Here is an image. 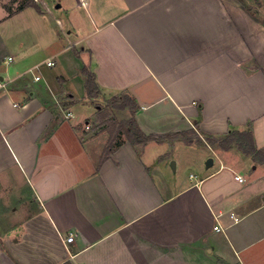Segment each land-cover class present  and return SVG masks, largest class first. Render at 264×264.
Returning <instances> with one entry per match:
<instances>
[{
  "label": "crops",
  "instance_id": "0c3cea01",
  "mask_svg": "<svg viewBox=\"0 0 264 264\" xmlns=\"http://www.w3.org/2000/svg\"><path fill=\"white\" fill-rule=\"evenodd\" d=\"M24 1L0 0V183L29 188L0 264H264V163L208 141L251 129L264 148L259 17L242 0ZM86 65L97 98L128 92L164 139L105 157L83 132ZM181 146L192 169L168 177Z\"/></svg>",
  "mask_w": 264,
  "mask_h": 264
},
{
  "label": "rangeland",
  "instance_id": "374dc122",
  "mask_svg": "<svg viewBox=\"0 0 264 264\" xmlns=\"http://www.w3.org/2000/svg\"><path fill=\"white\" fill-rule=\"evenodd\" d=\"M249 3L254 4L256 9H260L261 13L264 15V0L262 1V6H258L255 1L248 0ZM64 104L66 108H69V104L71 103L70 99H64ZM86 104H79L78 107L86 111L87 119L90 120V124L88 126L83 125V132L87 138L92 136H96L98 138L102 137V141L105 143L104 149L108 146L110 141V129H117L120 127V123H124L128 117L130 109H120L116 107H111V104L108 105L107 101L102 97H95V99H91V101H85ZM90 102V103H89ZM63 104V107H64ZM114 106V105H112ZM83 112V111H82ZM124 127V126H123ZM124 131V130H123ZM103 134V135H102ZM126 134L121 132L118 137V142L125 138ZM141 145V144H139ZM217 146L216 144H214ZM218 147V146H217ZM232 147L237 148L236 143ZM105 151V150H104ZM168 161V160H167ZM175 162V168L172 164ZM193 163V154L190 151L184 150V147L177 148L175 151V157L169 160L166 163V175L168 177L179 178L184 177L185 173L187 175L191 171ZM21 181V180H19ZM14 193H10L8 185L0 183V224L5 222H18L22 215L20 212L25 213V209L23 202L26 203V198L29 195V188L26 185H15L12 187ZM12 196L9 197L8 195ZM29 200H27L28 202ZM16 208V209H15ZM15 209V210H14ZM19 219V220H18ZM2 224V225H4ZM6 225V224H5ZM8 225V224H7ZM6 225V226H7ZM8 225V226H9Z\"/></svg>",
  "mask_w": 264,
  "mask_h": 264
},
{
  "label": "trees",
  "instance_id": "16d2710c",
  "mask_svg": "<svg viewBox=\"0 0 264 264\" xmlns=\"http://www.w3.org/2000/svg\"><path fill=\"white\" fill-rule=\"evenodd\" d=\"M243 3L246 5L247 9L250 10L254 15L259 17L261 20V23L264 25V15L261 13L260 9H256L254 4L249 3L248 0H242ZM257 3L258 6H262L261 0H252ZM37 0H25L22 7H27L32 4H36ZM83 74L85 75V85L87 89L88 96L90 98L98 97L101 94L100 87L98 85L96 74L95 72L86 65L83 68ZM108 105L111 104V107H116L120 109H126L129 108L131 111V116L128 117V119L124 123H120L119 128L110 129V141L108 146L104 149V155L105 157H108L109 154H111L114 147L120 143L118 142V137L121 132H124L126 134V138L137 147L139 144H145L148 141L151 140H157L162 141L164 138L160 136L155 135H149L143 132L141 129L137 118H136V112L138 110V103L128 92H122L118 95L113 96L112 98L106 100ZM114 105V106H112ZM124 126V127H123ZM124 130V131H123ZM190 133L182 132L181 135L176 134L174 137L184 136V140H192L193 138L188 135ZM186 135L189 136V138L186 137ZM208 141L216 144L218 147L223 149H231L234 143H236V146L239 150L246 153L247 155H251L256 162L264 163V148H257L255 143V137L254 133L251 129H243L238 130L234 129L231 130L228 134L224 136H212L208 138Z\"/></svg>",
  "mask_w": 264,
  "mask_h": 264
},
{
  "label": "built area",
  "instance_id": "2783aa9c",
  "mask_svg": "<svg viewBox=\"0 0 264 264\" xmlns=\"http://www.w3.org/2000/svg\"><path fill=\"white\" fill-rule=\"evenodd\" d=\"M82 4H83L84 6H87V5H88V0H83ZM49 64L52 65V64H55V62H54V61H51V62H49ZM37 68H38V66H35L34 68H32V71L35 72V74H36V69H37ZM35 79H36V80H40V79H41V75H40V74H36ZM59 104H60V107H61L62 109H64V108H63V102H62L61 100H59ZM72 115H73V114H72L71 111H68V112L66 113V117H70V116H72ZM237 178H238L239 180H241V181L244 180V178H243L242 176H237ZM217 228L220 229L219 226H217ZM74 240H75V234H74V233H70V234L66 237V242H68V243H71V242H73Z\"/></svg>",
  "mask_w": 264,
  "mask_h": 264
},
{
  "label": "water",
  "instance_id": "95a60500",
  "mask_svg": "<svg viewBox=\"0 0 264 264\" xmlns=\"http://www.w3.org/2000/svg\"><path fill=\"white\" fill-rule=\"evenodd\" d=\"M213 162V159L210 157L207 161V164H211ZM173 165H175V162L172 163Z\"/></svg>",
  "mask_w": 264,
  "mask_h": 264
}]
</instances>
